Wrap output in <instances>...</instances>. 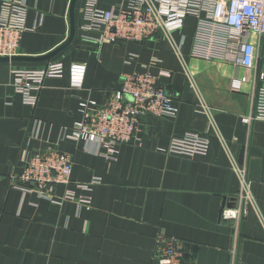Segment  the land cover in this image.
Wrapping results in <instances>:
<instances>
[{
	"label": "crops",
	"instance_id": "1",
	"mask_svg": "<svg viewBox=\"0 0 264 264\" xmlns=\"http://www.w3.org/2000/svg\"><path fill=\"white\" fill-rule=\"evenodd\" d=\"M71 1L26 0L19 55L42 57L68 39ZM85 2L76 7L73 45L52 60L64 65V73L46 79L35 108L16 92L12 73L45 63L0 64V264H159L156 249L172 238L184 243L181 264H264V121L245 122L256 89L264 85V39L246 36L260 55L253 69L193 58L192 18L171 41L160 35L99 47L92 39L100 34L83 27ZM97 3L117 13L121 0ZM144 65L171 95L179 111L175 119L143 118L140 142L118 145L115 161L100 155L96 143L64 137L81 120V100L103 105L123 74ZM243 79L234 90L233 82ZM187 133L207 139L206 155L170 152L173 139ZM47 144L73 161V182L55 189L56 200L72 192L90 197L89 206L60 207L13 187L23 149ZM237 169L246 173L247 200L239 198ZM96 179L90 189L80 186ZM234 202L245 206L240 221L223 220V209Z\"/></svg>",
	"mask_w": 264,
	"mask_h": 264
},
{
	"label": "built area",
	"instance_id": "2",
	"mask_svg": "<svg viewBox=\"0 0 264 264\" xmlns=\"http://www.w3.org/2000/svg\"><path fill=\"white\" fill-rule=\"evenodd\" d=\"M0 57L19 55L20 45L27 31L28 8L26 0H0ZM188 18L195 20V32L191 49L193 58L206 62L241 64L253 69L260 55L258 48L248 35L264 39V0H121L119 11H104L98 8L97 0H86L84 4V30L98 32L92 40L102 47L106 44L150 41L163 36L172 40V35L184 28ZM34 27L33 30H36ZM179 55V52H177ZM264 61V53L261 56ZM158 62V61H155ZM64 65L51 61L44 65L20 66L13 69V86L22 95L24 103L35 108L47 78L61 77ZM264 79V74L260 75ZM247 79L235 80L238 91ZM173 99L148 66L140 71L123 74L120 88L113 91L108 101L99 105L93 100H81V120L66 129L64 137L76 143H96L104 158L115 161L118 145H133L140 142L139 125L143 118H171L178 115ZM264 121V85L256 89L251 114L245 118L247 124ZM209 151L207 139L195 133L174 138L170 152L185 157L206 155ZM22 171L12 175V185L25 193H36L52 204L62 207L66 202H78L89 206L90 197L76 198L74 193L56 200L58 186L72 184L73 161L60 154L52 144L42 149H23L20 159ZM242 189L241 200L249 197V187L244 170H239ZM80 185L90 189L97 184ZM222 211L225 221H240L245 211L241 204ZM159 243L155 259L159 264H181L184 243L172 238Z\"/></svg>",
	"mask_w": 264,
	"mask_h": 264
},
{
	"label": "water",
	"instance_id": "3",
	"mask_svg": "<svg viewBox=\"0 0 264 264\" xmlns=\"http://www.w3.org/2000/svg\"><path fill=\"white\" fill-rule=\"evenodd\" d=\"M79 0H72L70 4V10H69V17H70V34L68 39L57 49L52 51L51 53L42 56V57H27V56H22L18 55L15 57H0V64H12V63H29V64H48L50 63L53 59L57 58L60 54H62L64 51H66L69 47H71L75 41L76 37V7L78 4ZM264 64V61L261 60L260 65L261 69ZM235 203V202H234ZM233 203V204H234ZM235 205V204H234ZM234 207L233 205L230 206V208Z\"/></svg>",
	"mask_w": 264,
	"mask_h": 264
},
{
	"label": "rangeland",
	"instance_id": "4",
	"mask_svg": "<svg viewBox=\"0 0 264 264\" xmlns=\"http://www.w3.org/2000/svg\"><path fill=\"white\" fill-rule=\"evenodd\" d=\"M156 37H154V38H152L151 40H153L154 41V39H155Z\"/></svg>",
	"mask_w": 264,
	"mask_h": 264
}]
</instances>
